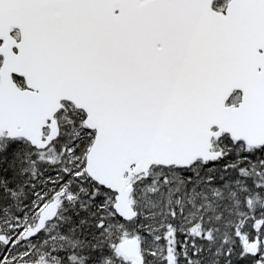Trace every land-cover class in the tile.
<instances>
[{"label": "snow or ice", "instance_id": "obj_1", "mask_svg": "<svg viewBox=\"0 0 264 264\" xmlns=\"http://www.w3.org/2000/svg\"><path fill=\"white\" fill-rule=\"evenodd\" d=\"M0 264H264V0H0Z\"/></svg>", "mask_w": 264, "mask_h": 264}]
</instances>
